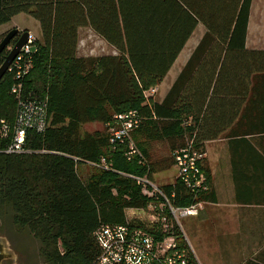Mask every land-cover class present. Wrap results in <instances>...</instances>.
Listing matches in <instances>:
<instances>
[{"label":"trees","instance_id":"obj_1","mask_svg":"<svg viewBox=\"0 0 264 264\" xmlns=\"http://www.w3.org/2000/svg\"><path fill=\"white\" fill-rule=\"evenodd\" d=\"M169 2L0 0V25L20 13L40 23L42 40L36 39L33 67L23 83L25 93L46 100L44 128L27 131V154L6 153L12 134L3 138L0 133V201L11 205L14 224L40 241V253L48 264H92L100 252L94 231L105 223L138 227L155 241L173 233L176 250L184 252L190 264H201L176 223L163 232L160 221L127 218L128 209H147L165 201L159 193L145 191L136 177L156 182L157 172L176 166L175 152L191 145L202 153L199 166L207 189L192 191L179 173L172 183L158 186L174 206L216 201L211 171L204 162L205 142L264 131L260 119L264 50L246 47L252 0H236L229 18L225 8L219 22L207 24V32L165 98L154 99L149 90L162 82L197 21L173 26L168 22L173 13ZM98 20L108 23L109 32L124 26L129 59L77 55L80 27L93 24L110 37L95 23ZM120 39L116 43L124 53ZM16 40L15 36L0 53V66ZM14 83L11 72L0 81V120L11 123L17 110L11 93ZM244 84L247 95L251 90L253 102L244 110L251 118L234 120L232 113L238 114L240 106L223 99L241 95ZM130 110L138 112L139 124L122 140L111 142L109 126L116 123L115 115ZM92 122L105 128L84 131L83 125ZM245 140L264 157L255 143ZM155 141L167 144L171 158L152 159L150 144ZM131 145L136 152L129 155ZM89 163L101 168L83 176L79 167Z\"/></svg>","mask_w":264,"mask_h":264},{"label":"crops","instance_id":"obj_2","mask_svg":"<svg viewBox=\"0 0 264 264\" xmlns=\"http://www.w3.org/2000/svg\"><path fill=\"white\" fill-rule=\"evenodd\" d=\"M169 23L173 26L196 27L186 42L162 82L155 87L154 99L162 88L161 102L174 81L186 65L193 51L208 30V23H217L221 19V10H235L236 0H170ZM105 28L110 37L100 33L93 24H86L78 30L77 55L83 57L126 56L130 58L129 39L124 26L109 32L108 23L95 21ZM120 32V34H119ZM38 37V36H37ZM127 51L123 53L116 43L118 38ZM178 38V36H174ZM39 39V37H38ZM40 40V39H39ZM115 41V42H114ZM138 39L131 40L133 46ZM83 43V44H82ZM175 42H171L173 46ZM169 45V43L167 44ZM246 47L251 50H264V0H252L246 34ZM137 56V55H136ZM134 57V56H133ZM241 86V85H240ZM241 95H228L226 103L239 105V113L233 114L234 120L250 119L244 110L250 98L251 90ZM237 88V86H234ZM251 88V85H250ZM161 89V90H162ZM244 94V95H243ZM224 103V102H223ZM260 119L264 120V99H260ZM245 136V137H242ZM245 138L255 143V147L264 156V131L255 135H238L235 139L218 137L204 144L205 160L211 171L216 201L205 202L196 216L187 217L186 238L200 261L197 250L205 248V232L213 234L212 248L220 254L217 261L208 257L211 264H264V157L253 152ZM201 263V261H200ZM202 264V263H201Z\"/></svg>","mask_w":264,"mask_h":264},{"label":"built area","instance_id":"obj_3","mask_svg":"<svg viewBox=\"0 0 264 264\" xmlns=\"http://www.w3.org/2000/svg\"><path fill=\"white\" fill-rule=\"evenodd\" d=\"M36 39L37 37L28 31L27 42L22 46L8 68V72L12 73L15 80L11 93L17 101V113L13 125L10 126L3 120L1 121V137L8 138L12 134L9 145L5 150L6 153L25 152L24 143L28 129L42 130L44 128L46 100L37 99L32 95V92L25 93L23 83V78L33 67V57L38 50ZM149 92L155 93V88H151ZM115 120L116 123L109 126L111 142L113 143L128 136L130 131L139 124L140 117L136 110H130L115 115ZM131 148L129 155L136 152L133 145H131ZM201 157L202 153L191 145L175 152L179 175L194 192L207 189L204 174L199 166ZM136 180L144 185L145 191L150 194L157 192L165 199L159 204L148 207L150 215L146 219L150 223L160 221L163 232L170 231L174 223L182 228L179 218L181 216L198 215L202 208V203L185 207L174 206L156 182L147 177H136ZM143 210L148 211L147 209ZM155 210H160V212L158 213ZM165 210L167 213L164 214ZM166 214L173 219V223L169 221ZM94 236L100 252L92 264H190L184 252L176 250L177 241L173 233L165 236L163 240L155 241L153 236L138 227L131 230V227L126 223H105L94 231Z\"/></svg>","mask_w":264,"mask_h":264},{"label":"rangeland","instance_id":"obj_4","mask_svg":"<svg viewBox=\"0 0 264 264\" xmlns=\"http://www.w3.org/2000/svg\"><path fill=\"white\" fill-rule=\"evenodd\" d=\"M18 28L20 32L30 31L36 37L38 36L40 40H42V31L40 27V23L34 17L26 14L20 13L14 16L9 22L0 25V40L9 32L11 29ZM37 37V38H38ZM83 44V43H82ZM162 89V88H161ZM157 93L156 99L160 100V94L163 89ZM164 93V91H163ZM17 102V101H16ZM17 113V110H16ZM16 118V115H15ZM8 123L10 126L15 123L8 121L3 118L0 120V128L1 121ZM83 130L85 131H94L96 129H104L105 125L101 122H92L83 125ZM150 152L153 160H165L171 158V151L168 148L165 142H151L150 144ZM24 152H22L23 154ZM27 154V153H24ZM95 168H101L99 165H95L92 163L81 165L79 167V171L83 176H88L92 173ZM179 171L176 166H171L168 169L159 171L155 174V181L158 185L170 184L177 177ZM148 210V208H147ZM127 218L132 220L133 218H143L146 220L149 217V210L145 212L142 210L136 209H128ZM196 216V215H192ZM189 217V216H187ZM187 217H180L179 223L182 226L183 230L187 228ZM0 235L4 239V243L6 244V249L9 248L13 252V254L17 257V261L15 264H48L45 258L40 253V241L36 239L31 232L27 228H18L13 222V210L9 203H4L0 201ZM205 248L197 250L200 261L202 264H211L209 262L208 257L212 260L217 261L219 258V253L217 249L212 248L210 246L213 245V234L211 232H205Z\"/></svg>","mask_w":264,"mask_h":264},{"label":"water","instance_id":"obj_5","mask_svg":"<svg viewBox=\"0 0 264 264\" xmlns=\"http://www.w3.org/2000/svg\"><path fill=\"white\" fill-rule=\"evenodd\" d=\"M15 36L17 37V40L0 66V81L8 72V68L20 52L22 46L27 42L28 31L20 32L18 28H14L7 32L3 39L0 41V53L5 49V47Z\"/></svg>","mask_w":264,"mask_h":264},{"label":"flooded vegetation","instance_id":"obj_6","mask_svg":"<svg viewBox=\"0 0 264 264\" xmlns=\"http://www.w3.org/2000/svg\"><path fill=\"white\" fill-rule=\"evenodd\" d=\"M5 247L4 239L0 235V264H15L17 257L9 248L6 249Z\"/></svg>","mask_w":264,"mask_h":264}]
</instances>
